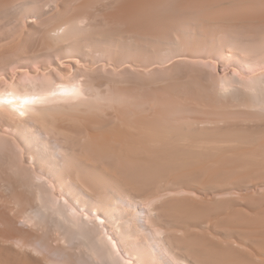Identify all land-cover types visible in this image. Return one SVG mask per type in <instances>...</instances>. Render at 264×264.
<instances>
[{"label":"rangeland","instance_id":"374dc122","mask_svg":"<svg viewBox=\"0 0 264 264\" xmlns=\"http://www.w3.org/2000/svg\"><path fill=\"white\" fill-rule=\"evenodd\" d=\"M26 1H28V2H26ZM2 2H4V3L2 4ZM14 2H16V3H14ZM198 2H199V4H198ZM214 3H216L217 6ZM234 3H236V4H234ZM5 4L7 7L5 6ZM210 4H212V5L214 4V5L211 6ZM0 6H1L0 7V10H1L0 11V20L2 21V22L0 21V90L6 89L5 91H11L12 89H14L15 85H17L18 88L22 89V88H24V85H25V87L27 86L26 85L27 81L32 82V83H33V81L34 82L37 81L38 84L40 83L39 84L40 86H44L48 83V81L49 82H51V81L55 82V80H56V83H60V82H64L63 80H65V81L67 80V84H69L71 82H73L74 84L75 83L76 84H78V83L83 84L86 91H87L86 93H88L87 97L89 96V98L91 99V97L93 98V96L96 95V92H95L96 89L94 87L98 88L100 90V92H102L103 94L107 90H109V88H110V90L111 89L113 90V94H114V92L116 94V95L114 94V97L116 96V98H114L112 96L113 99L114 100L117 99L119 103L116 101V102L112 103L113 105L108 103V102L107 103L101 102L98 104V106H100V108L97 106V108H99L98 110H100L99 113H101V114L103 113L102 115L104 117L106 114L105 118L108 117V119L114 121V123L116 121L118 123L119 122L117 120V119H119L118 116H120V118L121 117L122 118L127 117V119L129 118L130 120L134 119L133 121H135V122L140 120V119H144V118L146 120L147 119L149 120V118H150L149 116H152L151 117L152 119L150 118V120H152V121L149 120V122L151 124V128H153L155 126H159V127L161 126V128H157V129L162 130V128L164 126V129L172 130V132H175L178 129L177 132L180 130L178 132L180 134V132L183 131L181 133L183 135H184V133L186 135H188L192 131H194V132L196 131V133H198V132L200 133V131L203 132L204 136H201L202 133H200L199 134L200 137H196V135H194L193 133H192L193 134L192 136L189 135L191 137L195 136L194 138H203V137H205V135H208L207 138L211 139V138L215 137L217 135V132H218L219 137H221V138L223 137V139L220 138L219 140H224L223 135H224L225 131L227 130V128H226V130L224 131L225 127H227V126H225L226 122L231 121L230 123L232 124V122L234 121L235 123L233 122V125L234 124L238 125V123L239 124L241 123L240 121H242L243 123H244V121L245 122L248 121L247 120L248 118H249V121H252V122L255 120L257 121V119H259V118H260L259 120L262 121L261 118L262 119L264 118V116H263L264 115V109H263V107H264L263 101L264 100L263 101L261 100V97H263V95L262 96L260 95L262 93H258L259 97H257L256 101L253 100L254 104L252 103L253 101H251L252 98L250 97V95H248L249 93H246L248 91L247 85L254 84V81L256 78H259L262 76L263 77L261 79L264 78V56H263L264 53H261V51L264 52L263 51L264 50L263 49L264 48V46H263L264 41H262V39H264V37H263L264 36V33H263L264 32V28H263L264 27V0H233V2L230 0L229 1L228 0H219V1L218 0H197V1L196 0H13V1L12 0H4V1L2 0L1 1L0 0ZM25 6H27V7H25ZM29 6H30V8H29ZM218 6H220V7H218ZM210 7H211V9H210ZM207 8H209V9H207ZM4 9H6V10L4 11ZM2 11H4V12H2ZM27 11H28V13H27ZM20 15L23 16V19H20V18H22ZM12 16H14V17H12ZM17 18L19 20H17ZM73 18H74V20H72ZM79 19H81V21ZM33 20H34V22H33ZM55 20H56V22H55ZM17 21H18V23H17ZM21 21H24V22H21ZM75 21H77V22H75ZM27 22H29V23H27ZM198 22H199V24H198ZM49 23L50 24L52 23V24L50 25ZM58 23H60V24H58ZM67 23H69L70 25ZM72 23L75 25V27L72 25ZM68 25H69V28L66 27ZM55 26L58 28H56ZM63 27H64V30H63ZM21 28H23V29H21ZM60 29H61V31H60ZM231 30H233V31H231ZM259 30H260V32H259ZM57 31H59V33ZM69 31H70V33H69ZM48 32H50V33H48ZM74 32H75V34H74ZM81 32H82V34H81ZM63 33H66V34H63ZM78 33H80V34H78ZM47 34H50V35L48 36ZM52 34L54 36H52ZM50 36H51V39H50ZM55 36H57V37L55 38ZM118 36H119V38H118ZM245 36H246V38H245ZM19 37L25 38V42H24L25 45L23 42L19 43L21 40ZM52 37L54 39H56V40L53 39L54 42H52ZM47 38L51 42L48 41ZM70 38H71V40H70ZM82 38H84V39H82ZM96 39L97 40L98 39L103 40L106 45L110 43L111 46L113 45L112 47L117 45L118 46V47L116 46L117 48H120V50L122 49L121 53L110 51V52L102 53V55H101V53L97 54V52H94V51L92 52V50L89 48L88 49L90 51H88V49H86V50L83 49L84 48L83 43H85V42L90 43L91 40L93 42V41H96ZM249 39H251V40H249ZM26 41H27V43H26ZM61 41H63V42H61ZM58 42H60V44H57ZM13 43H15V44H13ZM51 43H53L54 45ZM69 43H71V44H69ZM114 43H115V45H114ZM230 44H232L233 46ZM241 44H243V45H241ZM50 45H51V47H50ZM73 45H75V46H73ZM130 45H132V46H130ZM225 45H227V46L230 45L229 48L232 47L230 52L228 51L229 49L227 47H225ZM255 45H256V47H254ZM6 47H7V50H6ZM233 47H234V49H233ZM241 47L243 48V51H242ZM247 47L248 48L250 47L251 49L248 50ZM222 48H224V50L226 49L225 50L226 54H229L228 55L229 60L227 59V62L221 61L220 58L218 57L219 52L222 51ZM244 48H246L247 50ZM48 49H50V50H48ZM51 49H52V52H51ZM237 49H241V50L237 51ZM235 50L239 53H237ZM253 50H254L253 55H256L255 54L256 52L260 54L257 56H253L251 54L252 55L251 57L252 58L254 57L253 59H255L252 61L251 65H253L254 67L256 65L257 68L252 67L247 62L241 63L244 60L243 55L246 52L249 54L250 52H253ZM67 51L68 52L70 51L69 53H71V54H69ZM124 51H126V52H124ZM127 51H129L128 52L129 56L127 54ZM130 52L134 53L133 55H135L136 57L133 56L132 54H130ZM235 52H236V55L238 56L237 58H239V56H240L239 59H241V60L243 59L242 61H240L239 59H237L235 57L236 56V55H234ZM240 52L242 54L244 52V54L242 55ZM114 53H116V54H114ZM72 54H74V55H72ZM93 54H94V56H93ZM117 54H118V56H117ZM217 54H218V56H217ZM131 55H132V57H131ZM230 55L235 57L240 62L235 61L236 59L234 60L233 57L230 58ZM50 56H52V57H50ZM73 56L76 57L75 58L76 60L78 58V60H77L79 62L78 64L74 62L75 60H74ZM257 57H259V58H257ZM92 58H93V60H92ZM72 59L74 61H73V63H70V62H72ZM13 60H16V61H13ZM94 60L97 62H95ZM110 61H113V63L115 62L116 64H112ZM253 62L256 64H253ZM139 63H140V65H138ZM37 64H38V66H37ZM244 64H246V65H244ZM247 65H249L251 67L248 68V67H246ZM55 69H57V70H55ZM44 74H46V75H44ZM45 77H48V79ZM51 77L53 80L50 79ZM60 79H61V81H60ZM231 80L233 81V83L230 82ZM235 80H237V83H234ZM257 80L258 79H256V81ZM228 81L230 84H236V85L238 84V88H237V86H234V88L236 90L238 89V92L240 90L238 96L236 95L237 96V99L235 98L236 100L235 99L233 100V98L236 96L230 97L228 95L230 90H225L226 89L225 84H227L225 82H228ZM256 81H255V83H256ZM64 84H66V83H64ZM48 85L51 86L52 84L51 85L48 84ZM21 86H23V87H21ZM106 87L108 89H106ZM223 87H224V91H223ZM94 89H95V91H94ZM115 89H116V91H115ZM110 90H109V93H110ZM243 92H244V96L242 95ZM113 94L111 93V95H113ZM243 99H244V101H242ZM162 100L165 102L164 106H163V103L161 104ZM245 101H247V102H245ZM154 102H156V104H154ZM157 102H158V104H157ZM176 102H178L179 104ZM145 103L146 104L148 103V104L144 105ZM241 103H243V104H241ZM54 104L57 105L58 103H54ZM54 104H52V105H54ZM108 104H109V106H107ZM125 104L126 105L128 104V105L125 106ZM137 104H139V105H137ZM153 104H154V108H153ZM120 105H123V106H120ZM133 105H135V106L133 107V109H131ZM58 106L59 107L62 106L65 108L64 109L61 107L62 109H57V114H61V116H60L61 118H63V116L65 114L67 115L68 112L72 111L71 109H73L74 114H77L76 111H80V115L87 112L86 110H84V112H83L84 108L74 111V108H72L73 106H71V108H70L67 103H62L61 101H59ZM104 106H106V107H104ZM137 106L140 108V110ZM146 106H149V107H146ZM108 107L109 108L111 107V108L109 109ZM119 107H121V109ZM125 107H126V109H125ZM135 107H136V110H135ZM159 107L162 108V109H160V111L158 110ZM137 108H138V110H137ZM145 108H147L148 111ZM163 108H165V109H163ZM117 109H120V110H118V112H117ZM102 110H104L105 112ZM130 110H132L131 113H130ZM141 110H143V111H141ZM155 110H156V112H155ZM161 110H164V111H161ZM123 111H124V113H123ZM126 111H127V113H126ZM157 111H159V112L157 113ZM245 111H246V113H245ZM254 112H256V114ZM70 113H68V115ZM148 113H149V115H147ZM259 113H261L260 114L261 116L258 115ZM87 114H85V117H87L89 115V114L88 115ZM119 114H121L123 116H121ZM132 114H134V115H132ZM158 114L159 115L162 114L160 117H162V116L163 117L160 118ZM66 115L64 117L69 118V116H66ZM128 115H130V116H128ZM135 115H136V118H135ZM240 115H243V116H240ZM250 115H251V117H250ZM71 116H72V114H71ZM89 116L91 117L92 115H89ZM137 116H139L138 118H140V119H138ZM77 117H78V115H77ZM131 117H134V118H131ZM188 118H189V120H185ZM115 119H116V121H115ZM135 119H137V120H135ZM209 119H210V121H209ZM241 119H243L244 121ZM195 120H197V122ZM198 120H199V122H198ZM201 120H202V122H201ZM238 120H240V121H238ZM0 121H1L0 122V212H1L0 213V225H1L0 226V232H1L0 237L2 238L4 236L6 238L8 237L7 239H9L10 233L13 234L15 231V233H16L15 237L16 238H14L15 240L11 241L12 246L17 244L15 246L17 248L18 245H22V247L18 246V248H21L23 250H26V249H24V247H28V246L30 247L31 246V248H33V249L30 248V250L32 252H34L35 254L37 253L38 256L41 258H43L42 256L44 255V257L48 258V261H50V263L52 262V264H54V263L55 264L56 263L57 264H59V263L60 264H62V263L63 264H65V263H67V264H84V263L88 264L89 263V264H91V260L88 257V254L86 253L84 248L80 247L81 245H79L78 241L75 240L76 242L74 241V242L68 244L67 241L63 240L64 239V238H62L63 237V234H62L63 231H60L62 229H60L61 226H59L60 225L59 222L57 223V219H56L57 215H54L53 213L48 211L46 213V217H44V218L38 217L37 218L36 212L39 211L38 208L41 209V207H40L41 202L40 201H42V203H44L43 199L39 200V197L37 198V196H39V194H41V193H48L49 191H51L50 190L51 186L49 185L50 188H49V186H47L48 185L47 181H44L45 180L44 177L42 175H40V173H38L37 170H35L36 169L35 165L34 164L31 165L32 161L30 164V161L28 160L29 154H28V149L26 147V144L22 140H20V138L18 137V134H17L18 133L17 130H19V128L15 125L12 126V124H10L9 122L4 123V120H2V119H0ZM237 121H238V123H237ZM203 122L206 123L205 124V126L207 125L206 128L204 127ZM219 122H220V124H219ZM179 123H181L180 125H183V126H180ZM192 123L195 126L197 125L199 128H201V129L203 128V129L202 130L198 129L197 126H196L197 128L194 127V125ZM256 123H258V122H256ZM256 123H254L253 125L256 126L255 125ZM259 123L262 124V122H259ZM211 124H213V125H211ZM215 124H218V127L217 126L214 127ZM226 124H229V123H226ZM245 124H247V125L250 124V126H253L252 123H250V122L245 123ZM263 124H264V122H263ZM32 125H34V124H32ZM173 125H174V128L171 127ZM221 125L224 128H222ZM229 125H228V127H229ZM240 125L238 127H241L243 124L241 126ZM165 126H166V128H165ZM243 126H245V125H243ZM16 127L18 129H16ZM183 127H186V128H183ZM187 127H188V129H187ZM191 127H193V128L191 129ZM218 128H220V129L222 128V130H220ZM232 128L230 127V130ZM181 129H182V131H181ZM214 129H216V131H214ZM217 129L220 131H217ZM36 130L38 131L37 128H36ZM228 130H229V128H228ZM212 131H214V132H212ZM177 132H175V133H177ZM187 132H189V133H187ZM37 133H38L37 135L39 137H41L42 139L51 141V143L55 146V148H57L58 153L60 152L59 153L60 155H62L64 153V151L61 150V149H63L62 146H64L63 145L64 141L62 138H61L62 140L59 139L60 137L58 134L56 137L54 136V135H56L55 134L56 132L53 133L54 134L53 136H49L52 133H49V135H46L44 132L42 133L41 131L37 132ZM40 133H42V134H40ZM222 133H223V135H222ZM210 134L213 136L210 137ZM231 134L232 133L230 132V136L229 135L228 136L232 137ZM237 134H238L237 135L238 137L243 136V138L241 140L247 139V138H245L247 136L242 135V134L239 135L240 133H238V132H237ZM197 136H198V134H197ZM216 137H217V139H216ZM216 137H215V140H218L219 137L218 136H216ZM233 137H236L235 132H234ZM258 137L259 136H256V139ZM232 138H229L228 140H230V139H231L230 141L237 140V138H233V140H232ZM250 138L253 139L254 137L253 138H252V136L248 137L249 140H250ZM248 139H247V144H245V145H248L250 148L252 146V148H253L254 146L252 145L253 144L252 141L250 140L251 141L250 142ZM261 139H262V137L259 140H261ZM238 141H239V138H238L237 142ZM248 141L250 144H248ZM242 142L245 143L246 140L241 141V143ZM260 142H262V141H260ZM241 143H239V144H241ZM243 143L241 145H239V147L240 146L241 147L240 148L238 147L237 149H242V146H243V148H245V145H243ZM258 143H259V141H258ZM258 143H256V145ZM261 147H259V148H261ZM250 148H249V150H246L247 154L250 152V150H252V148L251 149ZM245 149H247V148H245ZM245 149H242V150L245 151ZM230 150H232V149H230ZM242 150H240V152L243 155ZM260 150L259 151L257 150V153H259ZM229 151H228V154H226V153L225 154L230 156L231 154H233L232 152L234 151V149L232 152H229ZM235 152H234L235 155L233 158H232L233 155L230 156L232 159L228 156L229 159H231V161L230 160L228 161V162H230L229 165L232 162V164H231L232 166H230V168H235L233 163H235L236 160H234V162L232 160L234 158L237 159L238 157H236V155L238 153H240L238 150H237V154ZM263 152H264V150H263ZM246 153L244 152V154H246ZM253 154L251 153V154H248L247 156L250 157V155L252 156ZM255 154H256V152H255ZM261 154H264V153L261 152ZM256 155L260 156V154H256ZM237 156H239V154ZM241 156H239V157H241ZM254 156L255 155H253L252 157H254ZM262 156H264V155H261V158H262ZM245 157L244 158L243 157L238 158L240 160H239V162L238 161L237 162L240 164L241 161L245 160L246 162L243 161L245 164L247 163V161H249L250 163H255V165L257 164L255 162V161H257L256 160L257 158L250 159L252 157H250V158L246 157V159H245ZM261 160L262 159H259L258 163H260ZM243 162H241L242 164H240V166H238L239 168L237 167L235 169V171L238 169L241 171V166H243ZM249 162H248V164H250ZM238 163H235V165L237 166ZM247 166H249V165H247ZM244 167H242V168H244ZM251 168H253V167H251ZM251 168L249 169L250 171H252ZM239 170H238V172H239ZM238 172L237 173L235 172L236 177H239L240 172H239V174H238ZM233 173H232V175H233ZM237 174H238V176H237ZM241 174H243L242 171H241ZM217 177H220V176H217V174L215 175L214 172L212 171L211 174L207 175L206 179L208 180V178H209V180H210V178L215 179ZM232 177H229V181L234 185L235 183H237L236 180H238V178L232 179ZM226 178H228V177H226ZM200 179L201 178H199V181H200ZM199 181L197 182V179H196L195 182H197L199 184ZM203 181H206V180L204 179ZM202 183L203 182L201 180V185H202ZM32 185H34V186H32ZM195 185L196 186L191 187V189L189 187H187V190H186L185 186H184V188L179 189L180 192H177V194L175 193L177 196H179V198L176 197L175 194H174L175 196L172 194H170V195L166 194V198H167V195H168L169 199H173L172 197H176L179 199V201L181 200V203H183V200L185 201L186 197H187L186 201L187 202L190 201L191 203H193V206H194V202H195V205L197 207H199V205L201 207V204L203 206V204L205 203L203 206L204 210H202L203 207L201 209L202 211H204V213L209 212L208 208L206 209L207 211H205V207L208 206V205H206V203L210 205L208 207H210L211 209H212V207L214 209H217L218 206L221 208L222 204H223L222 208L224 209V206L226 205L225 208L227 207V211L230 210V208L232 206L235 207L234 206V203H235V205H239V206H236V208L240 207V209L242 211H243L242 208H244V211L246 210L245 211L246 215L249 213V215L252 214L251 215L252 217H253V215H255V217H253L254 219L259 217L258 220H263V219H260V214L257 211H252L253 213H251V212L247 213V210L251 211L250 210V209H252L251 206H258L260 204V202L254 201V200H257V201L260 200L259 199L260 195L259 196L257 195L258 197H255V198L250 197V196H254V195L258 194L256 188L241 192L237 188H235V185H236L235 184L234 186H228L229 188L226 189V192H224L225 191L224 190L221 193L216 192L215 194L214 193L211 194V193H209L208 190H205V188L203 189L202 186H200V185L198 186L196 183H195ZM33 187H34V189H33ZM45 187H47V188H45ZM230 187H232V188H230ZM28 188L32 192L29 191ZM259 188H258V192L263 193L264 192V185H263V187L260 186ZM37 191H38V193H37ZM51 192H53V191H51ZM262 193H260V194L262 195ZM244 194L249 195L248 196L249 198L244 197ZM51 195H52V193H51ZM224 195H225V197H224ZM46 196H48V194H46ZM169 196H171V198ZM181 196L183 199L181 198ZM206 196H208V197H206ZM263 196H264V193H263ZM19 197H21V198H19ZM190 197L192 198V200H190L191 199ZM228 197L229 198L233 197V198H231L232 200L230 199L228 201V199H229ZM159 198H161L163 201L164 200L163 198H165V196L163 195V198L162 197H159ZM238 198H239V200H237ZM244 198H245V200H244ZM247 198L251 201L252 204L249 202V200ZM169 199H166L165 201H168ZM188 199H189V201H188ZM203 199H204V201H203ZM234 199H236V200H234ZM261 199H264V197L261 196ZM36 200H38V201H36ZM156 200H158V198ZM217 200H218V202H217ZM219 200H221V201H219ZM199 201H201V202H199ZM214 201H216L217 203L216 202L213 203ZM235 201H237L238 204ZM209 202H212L213 204H215L214 206H217L218 204H220V205H218L215 208L214 206H212L213 204L209 203ZM227 202L231 205H227L228 204ZM242 203H244V204H242ZM253 203H254V205H253ZM256 203H258V204L256 205ZM156 204H157V201H156ZM43 205H42V207H43ZM146 205L149 206L152 204H150V203L144 204L142 207L144 212H148V206L145 207ZM154 205H155V203H154ZM228 206H231V207H228ZM149 207H153V205L149 206ZM191 207H192V205H191ZM146 208H147V210H146ZM194 208H195V210L199 209V208L196 209L195 206H194ZM220 208H218L219 211L217 210L219 212L218 213L219 218H220V216H219L220 212L222 211V209L220 210ZM211 209H210V211L211 212L213 211V213H215L214 211H216V210H214V209L211 210ZM240 209L233 208V210H235L236 213H239ZM149 210H152V208H149ZM217 211H216V213H217ZM227 211H225V212L228 213ZM255 212H257V214H259V215L256 216ZM204 213H202V214H204ZM206 213L204 215H206ZM222 213H221V215H222ZM226 213L224 215H226ZM241 213L242 212H240V214ZM32 214H35V215H32ZM207 215H210V217L207 216V219H206L207 225L205 224V221H203L204 223L203 222L202 223L206 226H210V224H209L210 222H208V221H211L210 219H213L211 216L212 214L210 213ZM236 215H237V217H236ZM236 215H235L236 219H234L233 221L236 220L235 224L241 223L240 220L243 219L245 216H243V218L240 216L241 218L239 219L238 218L239 214H236ZM251 216H248L249 218L248 217H246V218L250 219ZM35 217L37 220L35 219ZM204 217L206 218V216H204ZM214 217H215V214H214ZM222 217H224V216H222ZM228 217H227V219L229 221H231L233 219L229 215H228ZM208 218H210V219H208ZM246 218H245V220H246ZM261 218H262V216H261ZM213 220L215 221L216 219H213ZM245 220H243L244 225L246 224L245 222H247V220L246 221ZM256 220L257 219H255V223L257 224L258 220L257 221ZM143 221H144V219L141 218L140 222H142L144 224ZM222 221H225V220H220L219 222H222ZM229 221H227V222H229ZM219 222L217 223V225H213V227L217 231L215 229L211 228V226H212L211 225L210 228L213 230H209L210 231L209 233H208V231H206L205 233H208L207 235L202 234V236L206 235L207 237L206 236L205 237L207 239L209 238V240H210V238H212L216 241V242L213 241L214 244H210V243H212L210 241V243L208 242L209 243L208 245H214V246L217 245L218 247L216 249L219 250L218 248H219V245L221 244L220 242L223 240L222 244L226 245V246L221 245L223 248L224 247L227 248L228 247L227 245H231V246H229L230 248L228 247L230 250H231V248L238 249L241 247L240 249H238V251L239 250L242 251L244 249H245V252L248 251L247 253L249 255H251L252 257H250L249 255L246 256V253L242 252L243 254H245V255H243V258H244V256L246 257L245 260H248V256H249L250 261L252 260L253 263L255 262V264H259L260 261L264 259L262 256H260V254L264 255V254H262L264 252L260 251V250H262L260 247H259V251H260L259 256L263 259H261V258L259 259V256L256 253L258 250V248L256 249L257 246H254L250 241H248L249 242L248 243V242H246L247 240H244V241H243V239L240 240L242 235H241V237H239L240 235H238L237 233H234V232L233 233L236 234L234 236H236V237H233V235H232V237L230 238L229 236H231V234H233V233L231 231H228V232L225 231L224 232L223 230H221L223 228L225 230H229V229H226V226H223V224H221V223H220V225H221V227H220ZM211 223H212V221H211ZM232 223H230V224H232ZM255 223L253 221L251 223V221H250L249 225L255 224ZM9 224L11 225L10 229L12 230V232H10V233L8 232L9 234L4 233L3 231H5V228H8V230L10 231ZM215 224H216V222H215ZM235 224L233 223V225H235ZM241 224H239V226H241ZM247 224H246V226H248ZM239 226H238V228H239ZM16 227H18V228H16ZM12 228L13 229L15 228L14 231ZM210 228H208V229H210ZM206 229H207V227L205 229H203V231H205ZM222 231L224 232V234ZM6 232H7V230H6ZM1 234H2V236H1ZM4 234H7V235H4ZM210 235H211V237H210ZM226 235H228V236H226ZM13 236H14V234H13ZM199 236H201V235H199ZM205 237H204V239H205ZM6 238H5V241L11 240V239L7 240ZM217 238H218V240H217ZM232 239H233V241H232ZM17 241H19V243H17ZM63 241L65 244L63 243ZM199 241H201V239ZM207 241H205V242H207ZM217 241L218 242L220 241L219 242L220 244ZM244 242H245L246 246H245ZM24 243H26V244L28 243L29 245L24 246ZM200 243L202 246L205 245V243L202 241V242H199L197 244L198 247H199ZM215 243H218V244H215ZM8 244H10V243H8ZM197 245H196V247H197ZM252 245H253V247H252ZM205 246H204V248L200 247L201 251H202V252L200 251L201 255L207 254V251H206L207 249H205ZM79 248H80V250H79ZM223 248L221 249V247H220V250H219V251H223L222 253L225 252ZM34 249H36V250H34ZM199 250L200 249L198 248V250H196V252L198 253ZM225 250L227 252V249H225ZM36 251H38V252H36ZM219 251H216L214 249V253H216V254ZM238 251L236 250L234 252L236 254L237 253L239 254L241 251L240 252H238ZM200 252L198 254H200ZM205 252H206V254H204ZM210 252L212 254L213 250H211ZM210 252H209V254H210ZM226 252H225V255H226ZM232 253H233V251H232ZM82 254H83V256H82ZM219 254L221 255V252ZM229 254L232 255L230 253V251H229ZM229 254L227 253V256H225L223 254V256L225 258L222 255H221V257H223L226 260L227 257L229 258ZM236 254H235V257L237 256ZM252 254L253 255L257 254V255H254L257 257V259ZM233 255H234V253H233ZM241 255H238L236 257L237 258L236 260L234 257H233L234 260L233 259L231 260L232 256H230L229 261L230 262L233 261L232 262V264H233L234 261H237L238 259H240L238 257L239 256L241 257ZM82 260H84V261H82ZM220 260H222V259H220ZM258 260H260V261H258ZM86 261H88V262H86ZM219 261L218 262L215 261V263L217 264V263H219ZM229 261H226V262H229ZM242 261H243V259H242ZM242 261L240 259V264L246 262V261L245 262L244 261L242 262ZM220 262H224L223 264H227L224 260H222ZM236 263H238V262H236ZM219 264H221V263H219ZM249 264H252V263L250 262ZM260 264H262V263H260Z\"/></svg>","mask_w":264,"mask_h":264},{"label":"bare ground","instance_id":"6f19581e","mask_svg":"<svg viewBox=\"0 0 264 264\" xmlns=\"http://www.w3.org/2000/svg\"><path fill=\"white\" fill-rule=\"evenodd\" d=\"M230 1L233 2V0H230ZM26 2H28V1H26ZM3 3L4 2H2V4ZM14 3H16V2H14ZM236 3H234V4H236ZM198 4H199V2H198ZM214 4H216V3H214ZM210 5L213 6L212 4H210ZM5 6H6V4H5ZM216 6H217V4H216ZM25 7H27V6H25ZM218 7H220V6H218ZM29 8H30V6H29ZM207 9H209V8H207ZM210 9H211V7H210ZM5 10L6 9H4V11ZM4 11H2V12H4ZM27 13H28V11H27ZM12 17H14V16H12ZM21 17L22 18H20V19H23V16H21ZM17 20H19V19L17 18ZM72 20H74V18ZM79 20L81 21V19H79ZM21 22H24V21H21ZM33 22H34V20H33ZM55 22H56V20H55ZM75 22H77V21H75ZM17 23H18V21H17ZM27 23H29V22H27ZM58 24H60V23H58ZM67 24H69V23H67ZM198 24H199V22H198ZM69 25L66 27L69 28ZM72 25L75 27V25L73 23H72ZM56 28H58V27H56ZM21 29H23V28H21ZM63 30H64V27H63ZM60 31H61V29H60ZM231 31H233V30H231ZM57 32L59 33V31H57ZM259 32H260V30H259ZM48 33H50V32H48ZM69 33H70V31H69ZM63 34H66V33H63ZM74 34H75V32H74ZM78 34H80V33H78ZM81 34H82V32H81ZM47 35L49 36L50 34H47ZM52 36H54V35L52 34ZM246 36H245V38H246ZM56 37L57 36H55V38ZM118 38H119V36H118ZM20 39L21 40L19 43L25 42L24 37L23 38L21 37ZM50 39H51V36H50ZM53 39L54 38L52 37V42H54V40H56V39H54V40ZM82 39H84V38H82ZM70 40H71V38H70ZM249 40H251V39H249ZM48 41H50V40L48 39ZM262 41H264V39H262ZM61 42H63V41H61ZM26 43H27V41H26ZM71 43H69V44H71ZM13 44H15V43H13ZM51 44H53V43H51ZM57 44H60V42H58ZM109 44L106 45L103 40H101V39L97 40L96 39V41H93V42L91 40L90 43L89 42L83 43V47H84L83 49L86 50L89 48L92 50V52L93 51L97 52V54L101 53V55H102V53L110 52V51L121 53L122 49L120 50V48H117L118 47L117 45H116L117 47L116 46L112 47L113 45L111 46V44L110 45ZM24 45H25V43H24ZM114 45H115V43H114ZM227 45H225V47H227L229 49V50L228 49L227 50L230 52L232 47L229 48V46L232 44H230L229 46H227ZM241 45H243V44H241ZM73 46H75V45H73ZM130 46H132V45H130ZM7 47H6V50H7ZM50 47H51V45H50ZM254 47H256V45ZM224 48H222V51L219 52V56H218V54H217V56L220 58L221 61L227 62V59L229 60V58H228L229 54L225 53L226 49L224 50ZM89 49H88V51H90ZM233 49H234V47H233ZM244 49H246V48H244ZM247 49L249 50L251 48L247 47ZM48 50H50V49H48ZM238 50H241V49H237V51ZM242 51H243V48H242ZM51 52H52V49H51ZM124 52H126V51H124ZM128 52L129 51H127V54H128ZM236 52L234 55H236ZM237 53H239V52H237ZM261 53H264V52L261 51ZM69 54H71V53H69ZM114 54H116V53H114ZM130 54L133 55L134 53L130 52ZM243 54H244V52H243ZM245 54L243 55L244 60L242 59L243 62H241V63L247 62L249 65H251L252 61L255 60V59H253L254 57L253 58L251 57L254 54V50H253V52H250L249 54L247 53L248 55L247 54L245 55ZM255 54L256 55H253V56L260 55L257 52ZM72 55H74V54H72ZM132 55H131V57H132ZM93 56H94V54H93ZM117 56H118V54H117ZM128 56H129V54H128ZM133 56H135V55H133ZM50 57H52V56H50ZM231 57H233V56L230 55V58ZM235 57L237 58L238 56L236 55ZM235 57H233L234 60L236 59ZM75 58L76 57H74L75 61L72 59V62H70V63H73V61H74L75 63L78 64L79 63L77 61L78 58H77V60ZM239 58H240V56H239ZM239 58H237V59H239ZM257 58H259V57H257ZM237 59L235 61H239V60L242 61L241 59H239V60H237ZM92 60H93V58H92ZM13 61H16V60H13ZM95 62H97V61H95ZM110 62L112 64H116L115 62L113 63V61H110ZM253 64H256V63L253 62ZM138 65H140V63ZM244 65H246V64H244ZM249 65H247L246 67H248V68L251 66L254 67L253 65H251V66H249ZM37 66H38V64H37ZM255 67H256V65H255ZM55 70H57V69H55ZM44 75H46V74H44ZM262 77L256 78V79H258L257 81L255 79L256 83L254 81V84L247 85L248 91L246 93H249L248 95H250V97L252 98V99L250 98L251 101H253V100L256 101L257 97H259L258 93H262L260 95L261 96L263 95V97H264V78L261 79ZM45 78L48 79V77H45ZM50 79L53 80L52 77ZM60 81H61V79H60ZM63 81L64 82H60V83H56V80H55V82L51 81L52 83L48 81V83L46 84L47 86L46 85L40 86L39 85L40 83L38 84L37 81L36 82L33 81V83L27 81L26 82L27 84L25 83L27 86L25 87V85H24V88H22V89L18 88L17 85H15L14 89H12V90L10 89L11 91H5L6 89L0 90V119L4 120V123L9 122L10 124H12V126L15 125L19 128V130H17L18 131L17 134H18V137L20 138V140H22L26 144V147L28 149V154H29L28 160L30 161V164L32 161L31 165H33V164L35 165L36 169L35 168L34 169L37 170L38 173H40V175H42L44 177L45 180L44 179L43 180L47 181V183H48V185L47 184L46 185L47 186L50 185L52 188L51 189L49 186L50 190L53 192L49 191L50 193L49 192L48 193H41V194H39V196L36 195L37 198L39 197V200L43 199V202L45 203L44 204V203H42V201H40L41 202V206H40L41 209L38 208L39 211L36 212L37 218L38 217H41V218L46 217V213L48 211L53 213L54 215H57V218H56L57 223L59 222V224H60L59 226H61L60 229H62V230H60V231H63L62 232L63 237L61 236L62 238H64L63 240L67 241L68 244L74 242L75 240L78 241L79 245H81L80 247L84 248L86 253L88 254V257L91 260V264H216L215 261L218 262L220 259L224 260L225 262L229 261L230 256H232L233 253H234V255L232 256L231 260L233 259V257L236 260L237 259L236 257L238 255L242 254L241 257L239 256L238 258H240L241 261H242V259L244 261L246 257L244 256V258H243V255H245L243 253H246V256L249 254L247 253L248 251L245 252V249L242 251L241 250L238 251V249H240L241 247L238 249L231 248V250H230L229 246H231V245H227L229 248L228 247L223 248L221 246V245H223L222 244L223 240L221 242L219 241L221 244L217 241L220 244L219 248H218L219 250H220V247H221V249L223 248L225 252H226L225 249H227V252L225 255V252L222 253L223 251H219L216 249L218 247L217 245H215L216 247L214 245H208L210 243V241L212 242L210 244H214L213 241H215V240L212 238H210V240H209V238L207 239L206 235L210 232L209 230L215 229L213 227V225H217V223L220 220H225V221L219 222V225L221 223V224H223V226H226V229H229V230H225L222 227L223 229H221V230H223L224 232L225 231H227V232L231 231L232 233L233 232L237 233L238 235H240L239 237H241V235H242L240 240L241 239H243V241L247 240L246 242L250 241L254 246H257L256 249L258 248V250L256 253L258 254V256L260 254V251L264 252V199H261V196L264 197L263 196L264 192L263 193L258 192V188L260 186L263 187V185H264V158H263L264 156H262V158H261V155H264V154H261V152L264 153L263 152V150H264V124H263L264 120L263 119L264 118L263 119L261 118L262 121H260L259 120L260 118H259V119H257V121L255 120L253 122L249 121V118L247 119L250 123H252V125L256 122H258V123L262 122V124H263L262 125L260 123L259 124L256 123L255 124L256 126H254V125L250 126V124L249 125L245 124V123H249V122L248 121L245 122L243 119H241V120H243L244 123L242 121L238 120L241 122L240 123L241 125L242 124L245 125V126L242 125L243 127L238 123V121H237L238 125L234 124L235 126L233 125L234 121L232 122V124L230 123L231 121L226 122V123H229L230 125L225 123V126H227V127H225L224 131L226 130V128H227V130L229 128V130L228 131L226 130L224 135L222 133V135L224 136V140H219L221 137H219L218 132L216 135L219 137L218 140H215L216 136L211 138V139H208L207 138L208 135H205V137H203V138H194L195 136L191 137L193 134L196 135V137H200L199 136L200 133H202L201 136H204L203 132L200 130H199L200 133L198 131H197L198 133H196V131L195 132L192 131L190 133L187 132V133H189L188 135H186L185 133L183 135V134H181L183 132L182 129H181L182 132H180V134H179L178 132L180 130L177 132L178 129L175 131L177 133H175V132H172V130L164 129V126H163L162 130L157 129V128H161V126L160 127L155 126V127L151 128V124H150L149 120L152 116H149L150 118H149V120L147 119L148 121L145 118L140 119V118H138L139 116H137V118L140 120H138L136 122L133 121L134 119L130 120L129 118L127 119V117H123V118L121 117L120 118V116H118L119 119H117V120L119 122L117 123V121L115 119L116 122L114 123V121L108 119V117L105 118L106 114L104 117L102 115L103 113L102 114L99 113L100 110H98L100 108V106H98V104L101 102L102 103L108 102L110 104H112L116 101L118 102L117 99H115V100L113 99L115 92L113 94L112 89L110 90V88H109L110 93H109V90H107L106 91L107 93L105 92L103 94L102 92H100V90L98 88L94 87L96 89V91L94 89V91L96 92V95H94L93 98L91 97V99H90L89 96L87 97L88 93H86L87 91H86L83 84H79V83L74 84L73 82L67 84V80L66 81L63 80ZM230 82L233 83L232 80ZM64 83H66V84H64ZM225 83H227V84H225ZM225 83H224L225 87H226L225 90H230L228 95L230 97L236 96V95L238 96L240 90L238 92V89L236 90L234 88V86H237V88H238V84L237 85L236 84H230L229 81L225 82ZM234 83H237V80H235ZM48 84H50V85L52 84V85L49 86ZM21 87H23V86H21ZM106 89H108V88L106 87ZM115 91H116V89H115ZM223 91H224V87H223ZM244 92L242 94L243 96H244ZM111 93L113 95H111ZM237 96L234 97L233 100L235 98L237 99ZM263 97H261L262 101L264 100ZM114 98H116V96ZM59 101H61L62 103H67L70 108H71V106H73L72 108H74V111L84 108L83 112H84V110H86L87 112L83 113L84 115L83 114L80 115V111H76L77 114H74L73 109H71L72 110V111H70L71 113L68 112V113H70L69 115H68V113H67V115L65 114L66 116H69V118L64 117L65 115L64 116L62 115L63 118H61L60 117L61 114H57V109H62L64 107L58 106ZM242 101H244V99ZM245 102H247V101H245ZM54 103H58V104L56 105ZM162 103L164 106L165 102L163 100L161 101V104ZM176 103H178V102H176ZM252 103L254 104V101ZM52 104H54V105H52ZM147 104L145 103L144 105H147ZM154 104H156V102H154ZM154 104H153V108H154ZM157 104H158V102H157ZM241 104H243V103H241ZM127 105L125 104V106H127ZM137 105H139V104H137ZM97 106L99 108H97ZM107 106H109V104ZM120 106H123V105H120ZM134 106L135 105H133L131 109H133ZM104 107H106V106H104ZM146 107H149V106H146ZM119 108L121 109V107H119ZM138 108H137V110H138ZM120 109H117V112ZM125 109H126V107H125ZM145 109H147V108H145ZM160 109H162V108L159 107L158 110L160 111ZM163 109H165V108H163ZM263 109H264V107H263ZM104 110H102V111H104ZM135 110H136V107H135ZM139 110H140V108H139ZM156 110H155V112H156ZM127 111H126V113H127ZM141 111H143V110H141ZM147 111H148V109H147ZM159 111H157V113ZM161 111H164V110H161ZM131 112H132V110H130V113ZM87 113L89 115H92V116L90 117ZM123 113H124V111H123ZM245 113H246V111H245ZM254 113L256 114V112H254ZM71 114H72V116H71ZM85 114H87L88 116L85 117ZM134 114H132V115H134ZM260 114L261 113H259L258 115H260ZM77 115H78V117H77ZM119 115H121V114H119ZM147 115H149V113ZM161 115H159V117ZM121 116H123V115H121ZM128 116H130V115H128ZM240 116H243V115H240ZM162 117H160V118H162ZM250 117H251V115H250ZM131 118H134V117H131ZM135 118H136V115H135ZM135 120H137V119H135ZM185 120H189V118L185 119ZM150 121H152V120H150ZM195 121L197 122V120H195ZM209 121H210V119H209ZM198 122H199V120H198ZM201 122H202V120H201ZM220 122H219V124H220ZM32 124H34V125H32ZM180 124L181 123H179V125ZM205 124L206 123H204L203 125L206 128L207 125L205 126ZM211 125H213V124H211ZM228 125H229V127H228ZM239 125L241 127H238ZM180 126H183V125H180ZM196 126L194 125V127H196ZM215 126L218 127V124H215L214 127ZM17 127H16V129H18ZM171 127L174 128V125ZM221 127H222V125H221ZM230 127L231 128L233 127V128L230 130ZM36 128L38 129V131L36 130ZM165 128H166V126H165ZM183 128H186V127H183ZM192 128L193 127H191V129ZM222 128H224V127H222ZM222 128L221 129L218 128V129L222 130ZM187 129H188V127H187ZM198 129H201V128L198 127ZM218 129H217V131H220ZM40 131L42 133L44 132L46 135H49V133H52L49 136H53L54 135L53 133L56 132L55 133L56 135H54V136L56 137L58 134L60 137L59 139L62 138L64 141L63 142L64 146H62L63 149H61L64 151V153L62 155H60L59 154L60 152L58 153L57 148H55V146L51 143V141H48V140H45V139H42L41 137H39L37 135L38 134L37 132H40ZM214 131H216V129H214ZM214 131H212V132H214ZM229 131L233 134V135L231 134L232 137L234 136V132H235L236 137H233V138H237V140L239 138L238 142L235 139H234L235 141H230L231 139L228 140L229 138H232V137H229L230 136ZM237 132L240 133L239 135L242 134V135L247 136V137H245L247 139L250 136H252V138L254 137L253 139L250 138V140L253 143V144L252 143L251 144L254 147L255 146L256 147L252 148V146H251L252 150H250V152L252 151L251 153L252 154L254 153L253 155H255L256 157L255 156L252 157L253 155L252 156L250 155V157H252V158L247 156L248 154H251L250 152L248 154L246 153V150H249V148H250L248 145H245V144H247V139H245L246 140L245 143L242 142L243 145H245V148H247V149L243 148V146H242V149H245V151L242 149H237L239 147V145L242 144L241 141H245V140H241L243 138V136L242 137L237 136L238 135ZM42 133H40V134H42ZM197 134H198V136H197ZM189 135H191V136H189ZM212 136L213 135L210 134V137H212ZM256 136H259V137L261 136L262 139L259 140L261 137L260 138L258 137L256 139ZM233 138H232V140H233ZM216 139H217V137H216ZM221 139H223V137ZM257 140L259 141V143ZM249 141H248V144H250ZM260 141H262V142H260ZM239 143H241V144H239ZM256 143H258L257 144L258 146L256 145ZM259 147H261L262 149ZM230 149H232V150H230ZM233 149H234V151H233ZM256 149L258 151L260 149L261 150L259 153H257ZM237 150L239 152H240V150L243 151L242 152L243 155L241 154V152L238 153L239 156L242 155L241 157L237 156L238 155ZM228 151L229 152L233 151L232 152L233 154L230 155V156L233 155L232 158L235 155L234 154L235 151H236L235 153L237 154L236 157H238V158H242V157L244 158L245 156L247 158H250V159L257 158L256 159L257 161H255L257 164L255 165V163H250L249 161H247V163L245 164L244 163V162H246L245 160H243L244 162L241 161V162H243V166H241V171L243 174H241V171L238 169L240 172V174H239L238 170L235 171V169L238 166H240V164H242V163L240 162V164H239L238 162L240 159L234 158L232 161L234 162V160H236L235 163H238L239 165L237 164V166H236L235 163H233L235 168H230V166H232L231 165L232 162L229 165L230 162H228V161L229 160L231 161L232 158L229 155H226V154H228ZM244 152L246 154H244ZM255 152H256V154H260V156L256 155ZM228 156L231 159H229ZM246 157H245V159H246ZM259 159H262L260 161V163H258ZM248 162L250 164H248ZM247 165H249V166H247ZM242 167H244V168H242ZM251 167H253V168H251ZM250 168L252 169V171L249 170ZM212 171L214 172L215 175L217 174V176H220V177H217L215 179H211L212 177L210 176L211 177L210 180H209V178L207 180L206 179L207 175L211 174ZM234 171L236 173L238 172L239 177L235 176ZM232 173H233V175H232ZM238 174H237V176H238ZM225 176L228 178H226ZM229 177H232V179L238 178V180H236L237 183H235L236 185L235 184L234 185H235V188H237L241 192L249 190V189H253V188L257 189L258 194L254 195V196H250V197L255 198V197H258L260 195L259 196L260 200H258V201L254 200L255 202H260V204L258 206H251V208H252V209H250L251 211L247 210V213L248 212L253 213L252 211H257L260 214V219H263V220H258L259 217L255 218L258 220V221L256 220L257 221V224H256L255 219L253 218V217H255V215H253V217H252L251 216L252 214L249 215V213H248L247 215L251 216L250 219H248L249 217L245 213L246 210L244 211V208H242L243 209V211H242L240 209V207L236 208V206H239V205H235V203H234L235 207L228 206V207L232 208V209L230 208V210H228V211H227V207L225 208V206H226L225 204H224L225 205L224 209L222 208L223 204H222L221 208L218 206L220 204H218V205L216 204L218 206V208H220V210L222 209V211L220 212V215H219L220 218L218 217V213H219L218 208L214 209L212 207V209H214L216 211L218 210L217 213H216V211H214L215 213H213V211L212 212L210 211L211 208L208 207L210 205L206 203V205H208V206L205 207V211H207L206 209L208 208L209 212L208 213L205 212L206 215H204L205 213L202 210H204L203 206L205 203L203 204V206L201 204V207L199 205V207H200L199 208L195 205V202H194V206L196 207V209L199 208L201 210L203 207V209L201 210L202 212H201L199 209H198L199 211L195 210L193 203H191L189 201V199H188L189 202L186 201L187 197L185 200L187 203L184 200H183V203H181V200L179 201V199H178L179 196L176 195L177 192H180L179 189L184 188V186H185L186 190H187V187H189L191 189V187L196 186L195 183L198 186L199 185L202 186L203 189L205 188V190H208L209 193H211V194H213V193L215 194L216 192L221 193L224 190H225L224 192H226V189L229 188L228 186H234L229 181ZM199 178H201L200 181H199ZM196 179H197V182L199 181V184L197 182H195ZM204 179L206 181H203ZM201 180L204 183V184L202 183V185H201ZM32 186H34V185H32ZM45 188H47V187H45ZM230 188H232V187H230ZM33 189H34V187H33ZM28 190H29V188H28ZM29 191H31V190H29ZM37 193H38V191H37ZM51 193H52V195H51ZM260 193H262V195ZM46 194H48V196H46ZM166 194H168V195H170V194L174 195L175 194L176 197H178V198L172 197L173 199H169L168 195L166 198ZM163 195L165 196V198H163ZM171 196H169V197L171 198ZM208 196H206V197H208ZM248 196L249 195L244 194V197H248ZM159 197H162L164 199L163 200L164 202ZM224 197H225V195H224ZM19 198H21V197H19ZM157 198L161 203L158 200H156ZM181 198H182V196H181ZM231 198H233V197H231ZM231 198H229L228 201ZM166 199H169V200L165 201ZM190 200H192V198ZM234 200H236V199H234ZM237 200H239V198ZM244 200H245V198H244ZM36 201H38V200H36ZM156 201H157V204H156ZM201 201H199V202H201ZM203 201H204V199H203ZM219 201H221V200H219ZM215 202L216 201H214L213 203H215ZM217 202H218V200H217ZM235 202L237 203V201H235ZM249 202L251 203L250 200H249ZM148 203L152 204L153 207H149L152 205H149V206L146 205L145 207L148 206V212H144L142 207L144 204H148ZM154 203H155V205H154ZM209 203H212V202H209ZM254 203H253V205H254ZM242 204H244V203H242ZM257 204L258 203H256V205ZM42 205H43V207H42ZM191 205L193 208L191 207ZM214 205L215 204H213L212 206H214ZM227 205H231V204L228 203ZM217 206H214V207L216 208ZM149 208H152V210H149ZM233 208L240 209V212H242L243 214L242 213L240 214V212L236 213V211L233 210ZM146 210H147V208H146ZM225 211H227L228 213H226ZM257 212H255L256 216L259 215V214H257ZM202 213H204V214H202ZM210 213L212 214L211 215L212 218L217 220V221L216 220L214 221L213 219L208 218L213 223L212 224L211 221H208V222H210L209 223L210 226L212 225L211 228H213V229H211L210 226H206L207 225L206 224L207 216L210 217V215H207V214H210ZM221 213H222V215H221ZM225 213H226V215H224ZM214 214H215V217L217 216L216 218L214 217ZM236 214H239V216H238L239 219L241 217L243 218V216H245L243 219H241L242 221L245 220L246 217H248V218H246V220L248 219L247 222H245L246 224L248 223L247 224L248 226H246V224L244 225L243 224L244 221L242 222L241 220H240V222L243 225L241 223H238V222H237L238 224H235L236 220L235 221H233V220L236 219V217H237ZM32 215H35V214H32ZM203 215L206 216V218ZM228 215L233 218L232 220L231 219L230 220L235 225H233V223L227 219ZM235 215H236V217H235ZM222 216H224V217H222ZM261 216H262V218H261ZM141 218L144 219V221H143L144 224L142 222H140ZM35 219H36V217H35ZM226 220L232 224H230ZM249 220L251 221V223L253 221L255 224L249 225V222H250ZM203 221H205L206 225L203 224L204 223ZM215 222H216V224H215ZM239 224H241V226H239ZM10 226L11 225L9 224V229L11 228ZM238 226L240 229L238 228ZM206 227H207V229L208 228H210V229H208V230L206 229L205 231H203V229H205ZM220 227H221V225H220ZM16 228H18V227H16ZM14 229H13V231H14ZM6 230H7V232H6ZM206 231H208V233H205ZM3 232L9 234L10 232H12V230L10 229V231H9L8 228H5V231H3ZM224 232H223V234H224ZM234 233L233 234L230 233L231 236H229V237L231 238L232 235H233V237H236V236H234V235H236ZM7 234H4V235H7ZM13 234H14V236H13ZM13 234L10 233L9 239H11V240L7 239L8 237L6 238L3 236L2 238L4 240L0 237V241H1L0 242V264H52V262L50 263V261H48V258H45L44 255L42 256L43 258H41L38 256L37 253L35 254L34 252H32L30 250L31 246L30 247L28 246L29 248L24 247V246L29 245L28 243L27 244L24 243V246H23L24 249H26V250L18 248V246L22 247V245H18L17 248L15 247L17 244L12 246L11 241L15 240L14 238H16L15 237V234H16L15 231ZM202 234H206L205 235L206 237L203 235L205 237V239L202 236ZM199 235H201V236H199ZM1 236H2V234H1ZM226 236H228V235H226ZM210 237H211V235H210ZM5 238L9 241H5ZM200 239H201V241H199ZM217 240H218V238H217ZM202 241L205 243L206 246L205 245L202 246L200 243L199 247H198L197 244L199 242H202ZM205 241H207V242H205ZM232 241H233V239H232ZM7 242L10 244H8ZM17 243H19V241H17ZM63 243H64V241H63ZM218 243H215V244H218ZM244 244H245V242H244ZM196 245H197V247H196ZM253 245H252V247H253ZM204 246H205V249H207L206 250L207 254L205 252L204 254H206V255H201L202 251H201L200 247L204 248ZM223 246H226V245H223ZM245 246H246V244H245ZM259 247L262 250L259 251ZM198 248L200 249L199 252L201 251L200 254H198L199 252L198 253L196 252V250H198ZM31 249H33V248H31ZM214 249L216 251H219L217 253L218 255L216 253H214ZM34 250H36V249H34ZM79 250H80V248H79ZM211 250H213L212 254L210 252ZM236 250L238 252H240V251L241 252L239 254L238 253L236 254L234 252ZM229 251L232 255L229 254ZM232 251H233V253H232ZM36 252H38V251H36ZM209 252H210V254H209ZM220 252H221L222 256H223V254L225 256H227V253H228L229 258L227 257L225 260L224 259L225 257L223 256L224 257L223 258L219 254ZM235 254L237 255L236 257H235ZM257 254H254V255H257ZM262 254H264V253H262ZM82 256H83V254H82ZM249 256L252 257L251 255H249ZM249 256H248V260H245V261L246 262L248 261L249 263L251 262L252 264H255V262L253 263L252 260L251 261L249 260L250 259ZM260 256H262L264 258V255L260 254ZM260 256H259V259L261 258ZM254 257H256V256H254ZM263 258H261V259H263ZM240 259H238L239 261L238 260L234 261L233 264H240ZM256 259H257V257H256ZM222 260H220V261H222ZM82 261H84V260H82ZM220 261H219V263H221V264L224 263V262H220ZM258 261H260V260H258ZM263 261H264V259L261 260L260 263L263 264L264 263ZM86 262H88V261H86ZM232 262L233 261H231V262L229 261L226 263L232 264ZM236 262H238V263H236ZM246 262L242 263V264H247L248 262L247 263ZM219 263H217V264H219ZM65 264H67V263H65Z\"/></svg>","mask_w":264,"mask_h":264}]
</instances>
